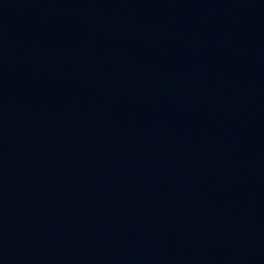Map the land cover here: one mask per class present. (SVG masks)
<instances>
[{"label": "water", "instance_id": "1", "mask_svg": "<svg viewBox=\"0 0 264 264\" xmlns=\"http://www.w3.org/2000/svg\"><path fill=\"white\" fill-rule=\"evenodd\" d=\"M0 264H264V0H0Z\"/></svg>", "mask_w": 264, "mask_h": 264}]
</instances>
